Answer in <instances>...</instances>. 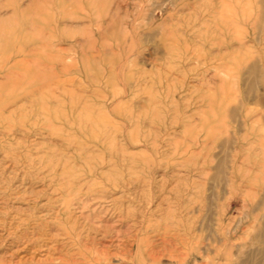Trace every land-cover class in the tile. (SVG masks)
I'll list each match as a JSON object with an SVG mask.
<instances>
[{
  "label": "rangeland",
  "instance_id": "1",
  "mask_svg": "<svg viewBox=\"0 0 264 264\" xmlns=\"http://www.w3.org/2000/svg\"><path fill=\"white\" fill-rule=\"evenodd\" d=\"M0 264H264V0H0Z\"/></svg>",
  "mask_w": 264,
  "mask_h": 264
},
{
  "label": "bare ground",
  "instance_id": "2",
  "mask_svg": "<svg viewBox=\"0 0 264 264\" xmlns=\"http://www.w3.org/2000/svg\"><path fill=\"white\" fill-rule=\"evenodd\" d=\"M216 29H217V28H216ZM220 29H221V28H220ZM219 42H220V41H219ZM222 46H223V45H222ZM220 48H221V47H220ZM220 48H219V49H220ZM217 54H218V53H217ZM183 57H184V56H183ZM215 58H217V57L215 56ZM217 60H218V59H217ZM204 63H207V62L205 61ZM110 181H111V180H110Z\"/></svg>",
  "mask_w": 264,
  "mask_h": 264
}]
</instances>
